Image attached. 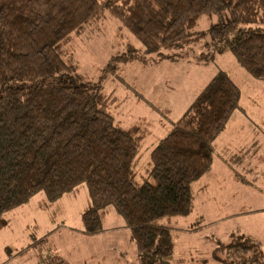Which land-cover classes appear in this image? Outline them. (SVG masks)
Here are the masks:
<instances>
[{
  "label": "trees",
  "instance_id": "trees-1",
  "mask_svg": "<svg viewBox=\"0 0 264 264\" xmlns=\"http://www.w3.org/2000/svg\"><path fill=\"white\" fill-rule=\"evenodd\" d=\"M101 11L144 47L111 57L106 68L117 79L118 64L149 54L172 59L163 50L194 44L202 35L190 30L199 17L215 14L206 50H229L264 80V32L241 26L264 22V0H0V229L6 211L40 190L51 204L84 183L90 206L81 215L83 233L102 232L112 206L130 230L137 264H172L174 236L160 220L193 210V185L210 172L215 140L241 90L218 70L151 149L148 173L136 181L140 128L116 122L112 94L99 81L84 82L63 53L73 32ZM219 248L225 264H264L251 234L219 243L214 254Z\"/></svg>",
  "mask_w": 264,
  "mask_h": 264
},
{
  "label": "rangeland",
  "instance_id": "rangeland-1",
  "mask_svg": "<svg viewBox=\"0 0 264 264\" xmlns=\"http://www.w3.org/2000/svg\"><path fill=\"white\" fill-rule=\"evenodd\" d=\"M217 21L215 14H202L190 30L202 35L198 41L163 50L172 59L149 54L118 64L121 79L106 68L111 57L127 48L139 55L144 47L109 13L99 12L73 32L63 50L77 76L84 82L99 81L112 94L115 121L140 128L138 182L148 173L151 149L218 70L240 87L238 107L215 140L212 168L193 185V210L160 220L174 236L168 258L172 264H225V251L219 248L214 254L215 247L242 233L253 235L264 252V80L250 76L229 50H206L208 29ZM241 26L264 32V22ZM45 201L40 190L26 204L4 213L8 224L0 229V264H137L130 230L112 206L102 232H82L81 215L90 206L84 183L51 204Z\"/></svg>",
  "mask_w": 264,
  "mask_h": 264
},
{
  "label": "crops",
  "instance_id": "crops-1",
  "mask_svg": "<svg viewBox=\"0 0 264 264\" xmlns=\"http://www.w3.org/2000/svg\"><path fill=\"white\" fill-rule=\"evenodd\" d=\"M197 182V181H196ZM196 184V183H195Z\"/></svg>",
  "mask_w": 264,
  "mask_h": 264
}]
</instances>
